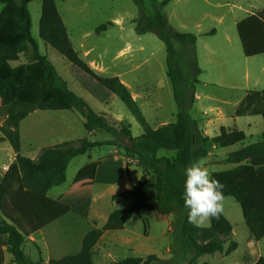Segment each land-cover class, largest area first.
Segmentation results:
<instances>
[{
    "label": "rangeland",
    "instance_id": "rangeland-1",
    "mask_svg": "<svg viewBox=\"0 0 264 264\" xmlns=\"http://www.w3.org/2000/svg\"><path fill=\"white\" fill-rule=\"evenodd\" d=\"M13 1L21 4V0ZM54 2L78 56L96 74L117 77L129 90L151 128L176 120L179 107L166 74L165 46L152 33L136 34L139 10L132 0ZM152 2L143 0L147 15L152 13ZM2 7L0 4V11ZM28 10L31 37L37 42L40 55L46 57L68 89L109 123L128 124L134 138L141 136L142 128L117 97L98 102L84 87L86 76L39 39L41 2L29 3ZM163 13L173 29L191 33L197 39L194 53L193 48L174 44L176 59L188 82L179 86L178 93L184 101L191 93L195 60L200 70L196 78L198 83L194 85L195 99L188 112L190 117L201 123L210 138L220 135L222 130H238L246 136L242 145L212 149L210 156L200 161L210 174L229 170L231 166L223 164L222 160L243 146L259 142L264 133L261 116L234 117V111L246 93L264 91V54L245 57L236 31V23L250 14L264 21V0H173L163 8ZM102 25L105 30L97 32ZM211 31L214 34L208 35ZM31 58L32 49L28 45L25 53L19 54V60L11 66L25 64ZM4 120L5 117L0 116V126ZM83 123V118L75 111H35L20 123V155L34 160L42 148L63 142L82 138L90 142L113 140L104 132L89 137ZM161 156L170 157L171 154L162 151ZM13 160L10 145L0 144V171ZM104 160V166H99ZM142 173V164L135 157L126 155L120 145L95 148L73 158L67 168L65 183L47 194L50 198L63 197L72 190L89 187L90 202L91 197L94 202L85 218L70 212L38 230L21 190L0 196V215L26 239L22 250L27 258L48 264L50 259L79 253L84 236L100 229L106 215L128 207L130 200L114 195L129 191ZM224 198L221 214L232 226L229 239L237 243V249L229 256L203 255L194 264H253L258 258H264V238L254 240L245 226L240 206L232 197ZM6 207L11 208L9 214ZM181 215V211L168 217L141 211L125 224L122 231L108 232L101 237L92 249L93 264H112L125 258L144 259L149 255L169 260L171 264H186L192 255L181 246ZM209 225L208 219L198 227L208 228ZM11 258V253L5 251V264H10Z\"/></svg>",
    "mask_w": 264,
    "mask_h": 264
},
{
    "label": "trees",
    "instance_id": "trees-1",
    "mask_svg": "<svg viewBox=\"0 0 264 264\" xmlns=\"http://www.w3.org/2000/svg\"><path fill=\"white\" fill-rule=\"evenodd\" d=\"M41 2L38 36L47 46L55 50L76 70L86 76L84 87L98 102L103 103L115 96L135 118L142 134L134 138L131 127L125 123H109L103 115L96 114L58 77L54 67L40 55L37 42L31 37V15L28 4ZM139 10L135 21L138 35L154 34L166 50L167 77L173 85L175 101L179 107L174 122L153 129L145 121L141 110L129 90L117 77H102L96 74L77 54L68 38L66 28L57 11L54 0H0V116L5 117L0 126V144L8 143L14 153V160L8 166L0 181V196L21 190L36 229L41 230L70 212L85 218L89 209L91 189L89 187L70 191L58 199L48 197V192L66 181L70 161L102 146H117L128 156L135 157L143 166V173L136 185L119 195L130 200L126 208L111 212L106 223L88 232L81 243V250L75 255L50 259L48 264H93L92 249L108 232H119L125 224L141 211L170 216L181 211L179 229L181 246L192 256L186 264H194L203 255L216 253L229 256L237 249V243L230 238L232 226L220 214L209 218L208 228L189 223L187 209L181 198L183 193L184 169L193 162H200L210 154L212 147L229 148L242 144L244 132L222 130L220 135L208 137L201 123L189 115L194 99V85L200 74L194 62V78L190 83L191 93L184 101L179 96V86L187 84L182 67L177 61L174 44L193 48L196 36L173 29L165 14V8L173 0L152 2V13L147 15L143 0H132ZM105 30V25L97 32ZM236 31L245 57L264 54V21L250 14L236 23ZM214 31L208 33L213 35ZM32 49L31 61L12 67L25 53ZM195 57V55H194ZM41 111H75L84 120L83 128L88 134L104 132L112 141L90 142L87 138L63 142L42 148L34 160L20 155V123L30 114ZM261 116L264 121V91L246 93L234 111V117ZM171 154L159 157L160 152ZM223 164H233L231 170L213 172L211 176L223 187L224 197H232L240 206L242 217L254 240L264 238V133L261 140L228 154ZM100 163H98L99 165ZM155 178L156 198L145 191L150 177ZM15 195V194H14ZM11 212L6 207V213ZM13 214V213H11ZM145 223V222H144ZM24 236L17 228L0 215V264H5V251L12 255L10 264H43L33 262L22 250ZM228 243V246L225 245ZM112 264H171L156 255L146 258H125ZM253 264H264L260 257Z\"/></svg>",
    "mask_w": 264,
    "mask_h": 264
},
{
    "label": "clouds",
    "instance_id": "clouds-1",
    "mask_svg": "<svg viewBox=\"0 0 264 264\" xmlns=\"http://www.w3.org/2000/svg\"><path fill=\"white\" fill-rule=\"evenodd\" d=\"M223 185L200 162L184 169L182 199L188 221L199 226L209 218H218L223 210Z\"/></svg>",
    "mask_w": 264,
    "mask_h": 264
},
{
    "label": "crops",
    "instance_id": "crops-1",
    "mask_svg": "<svg viewBox=\"0 0 264 264\" xmlns=\"http://www.w3.org/2000/svg\"><path fill=\"white\" fill-rule=\"evenodd\" d=\"M204 129V128H203ZM204 132H205V130H204ZM20 133H21V130H20ZM205 134H206V132H205ZM93 134H88V136L89 137H91ZM21 136V135H20ZM242 145V144H241ZM243 147H245V146H243ZM243 147H241V148H243ZM216 147H212L211 149H210V153H211V150L212 149H215ZM240 148V149H241ZM239 150V149H238ZM237 151V150H236ZM209 156H210V154H209ZM228 156V155H227ZM226 156V157H227ZM226 159V158H225ZM224 159V160H225ZM33 160V159H32ZM106 160H104L103 161V163L101 164V165H99V166H104V162H105ZM223 161V160H222ZM216 163V162H215ZM227 165H230L231 166V169H233V168H235L236 166L235 165H233V164H227ZM204 166V165H203ZM7 168H8V166L7 167H4L3 169H2V171H0V181L2 180V178L4 177V175H5V172H6V170H7ZM231 169H229V170H231ZM226 171V170H225ZM75 182V181H74ZM145 191H146V193L151 197V198H153V199H155L156 198V191H155V178H154V176H151L150 177V182H149V184H148V186L145 188ZM120 194H122V193H118V194H116V195H114V196H117V195H120ZM62 195H56V196H53V198H51V199H57V198H59V197H61ZM93 202H94V200L92 199V197H91V202H90V207H89V213H90V209L93 207ZM110 214V213H109ZM109 214L108 215H106V218H105V220H104V224L106 223V221H107V218H108V216H109ZM170 216H172V215H170ZM166 217H168V216H166ZM103 224V225H104ZM102 225V226H103ZM101 226V227H102ZM169 230H171V228L169 229ZM104 237V236H103ZM12 259V258H11ZM11 261V260H10ZM10 261H9V263H10Z\"/></svg>",
    "mask_w": 264,
    "mask_h": 264
}]
</instances>
